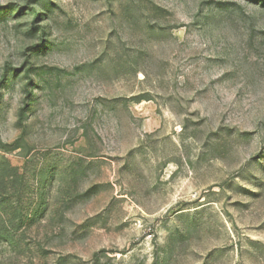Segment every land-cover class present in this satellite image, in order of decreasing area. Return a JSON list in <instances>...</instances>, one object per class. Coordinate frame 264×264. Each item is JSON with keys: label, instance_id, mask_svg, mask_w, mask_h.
I'll return each mask as SVG.
<instances>
[{"label": "rangeland", "instance_id": "obj_1", "mask_svg": "<svg viewBox=\"0 0 264 264\" xmlns=\"http://www.w3.org/2000/svg\"><path fill=\"white\" fill-rule=\"evenodd\" d=\"M0 264H264V0H0Z\"/></svg>", "mask_w": 264, "mask_h": 264}]
</instances>
